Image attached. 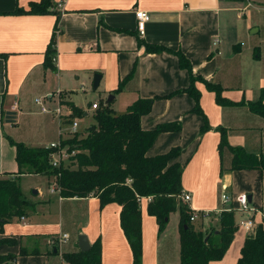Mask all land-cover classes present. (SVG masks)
Wrapping results in <instances>:
<instances>
[{"label":"crops","instance_id":"crops-1","mask_svg":"<svg viewBox=\"0 0 264 264\" xmlns=\"http://www.w3.org/2000/svg\"><path fill=\"white\" fill-rule=\"evenodd\" d=\"M29 1L0 0V175L17 170L15 149L7 137L31 146H49L70 131V126H63L64 121L80 116L72 112V106L81 109L80 114L85 117L91 115L86 127L90 126L95 110L90 104L97 100L89 101L84 109L83 100H77V89L85 95L92 89L89 98L100 96V91L109 96L127 78L110 100L111 108L117 99L126 108L137 98L165 94L188 85L189 74L179 65L176 55L167 51L149 52L137 43L135 10L150 13L141 39L179 48L189 59L193 73L218 82L222 94L232 101L256 100L264 87V0H253V4L252 0H53L56 14L14 10L17 6L26 8ZM253 10L255 28L250 33L255 32V37L248 36L245 26L233 28L236 24L230 20L232 13L238 20L247 11L245 21L250 28ZM54 30V66L45 67L43 58ZM134 61L136 70L127 77ZM95 72L100 79L93 89ZM196 86L209 127L200 130L202 116L190 111L194 99L187 92L155 99L151 109L140 117L141 126L152 128L158 122L179 119L181 129L161 131L146 153L159 154L177 144L180 146L178 156L171 162L181 164L182 191L189 194L185 202L193 210H209L206 218L199 216L203 229L218 221L216 210L228 204L235 208L233 196L243 191L249 196V213L258 224L264 208V169L230 168L233 154L227 146L220 149L219 143L223 128L229 144L264 155V116L253 112L245 103L217 104L214 92L202 81H196ZM36 97L49 109L59 104L63 120L59 122L51 110L39 109L46 113V120L48 113L52 117L28 138L16 132L17 120L23 114L18 108L27 100L34 98L35 101ZM6 110L14 114L6 115ZM222 189L230 196L227 203L220 199ZM53 191L57 210L52 221L28 218L29 212L25 209L15 226L10 219L3 222L0 238L15 241L0 242V254L15 253V264H61L60 252H46L52 248L46 238L52 234L66 233L68 237L71 234L68 246L69 250H75L78 249L77 235L82 233L90 243L100 239L101 264H132V252L118 220L119 204L110 202L101 207L95 195L62 197L58 190ZM35 192L40 194L38 189ZM28 199L31 201L28 207L34 213L38 212L37 208L43 216L46 209L51 212L50 198ZM140 204L141 264L179 262V218L171 225L167 222L158 231L156 219L146 212L145 200ZM240 213L244 216L246 212ZM245 235L246 232L241 244ZM235 239L236 231L231 243ZM20 246L27 252L18 254ZM229 246L223 257L208 264H220ZM34 247L39 251L28 253Z\"/></svg>","mask_w":264,"mask_h":264},{"label":"trees","instance_id":"trees-1","mask_svg":"<svg viewBox=\"0 0 264 264\" xmlns=\"http://www.w3.org/2000/svg\"><path fill=\"white\" fill-rule=\"evenodd\" d=\"M53 0H31L26 8L17 6L14 10L19 12L45 13L54 11ZM55 12V11H54ZM56 14V12H55ZM58 15V14H57ZM57 25V19L54 28ZM137 32V43L144 45L146 51H167L177 56L179 65L189 74L187 86L176 88L165 94L151 97L137 98L126 106L124 111L118 112L110 107V101L97 102L93 113V122L80 131H69L60 137L58 148L66 152L56 165L52 163L51 153L58 150L54 146L28 145L21 140L7 137L14 146V160L17 163L15 172L0 175V228L3 222L13 216L25 213V205H30L21 191L19 175L23 172L39 173L53 176V188L58 190L62 197L95 195L98 205L117 203L120 205L118 220L124 236H126L132 252V264H141L142 236H141V201L145 200L146 212L153 215L157 221L158 231L164 228L169 213L178 211L179 234V264H208L209 261L220 259L231 243L237 224L234 218V207H222L218 212L216 224L203 229L202 218L199 216L191 220L192 210L181 200V164L171 162L178 156L180 146L170 147L159 154L149 155L148 147L161 131H178L181 129L179 119L158 122L152 128H143L140 117L151 109V104L160 97H169L177 92H187L194 99L190 111L202 116L203 124L200 130L207 129L208 121L199 104L200 91L196 81H202L207 89L214 92V101L217 104L245 103L255 113L264 116V87L256 100L232 101L222 94V86L211 80H206L194 74L189 59L179 48H170L163 44L147 42ZM55 30L53 31L44 54V66L53 67L52 62L55 51ZM136 70V61L127 73L131 75ZM127 79V78H126ZM121 80L111 93L120 90L125 82ZM91 105V104H90ZM75 115H80L81 109L71 108ZM219 148L228 147L232 152L230 168L264 169V155L251 153L238 145H231L224 136V129L220 130ZM262 220L250 233H246L242 241L236 264H264V208ZM56 234L49 235L46 239ZM10 240L0 238V242ZM101 242L97 238L85 250H61L57 245L47 248L46 252H60L61 264H101ZM55 248V250H54ZM36 247L28 253H36ZM20 246L19 253H26ZM16 254L6 252L0 254V264H15Z\"/></svg>","mask_w":264,"mask_h":264},{"label":"rangeland","instance_id":"rangeland-1","mask_svg":"<svg viewBox=\"0 0 264 264\" xmlns=\"http://www.w3.org/2000/svg\"><path fill=\"white\" fill-rule=\"evenodd\" d=\"M236 1H240V0H236ZM252 4H253V0H252ZM239 8L237 9V12H238ZM249 15V12L246 11V15H242L240 14V18H238V20L235 18V15L234 13L231 14V18L230 20L232 22H234V27H241L243 28L244 26L247 28V31L249 32L248 33V36H253L255 37V32L254 33H250L252 29L255 28V23H254V10H253V13L250 15V23H251V26H249L250 28H248V25L247 22L245 21V18ZM90 91H88L89 94H86L85 93H82V90L81 89H77L76 93H78L77 95V100H80L82 99V103L84 104L83 108L85 109L86 106H89V101L91 100H97L98 102L101 100L102 102L105 101V99L108 97V93H101V95H96V97H91L89 98V96L91 95L90 92H92L93 90L92 89H89ZM112 94V93H111ZM92 96V95H91ZM46 104V102H45ZM48 104V103H47ZM114 105V108H116L118 110V112H121L123 110H125L126 108H124V106L120 103V101H118V99L114 102V103H111ZM21 108H18V109H22L23 111V114L20 115V117L18 118L19 120H17V124H16V132L18 133H22L25 137H32L34 134H36V130L43 126L46 121L48 122V120H50V118L52 117V113H48L47 116H48V120L45 119V114L46 113H43L41 112L39 109V105L34 101V98L31 99V100H27L24 104L22 103L21 104ZM64 108H66L65 106H63ZM64 110V109H63ZM90 111V110H89ZM55 117V116H54ZM91 118V115H89V117H85L84 115L80 114V116H78V118H76V122H77V128L79 129V131L83 128H85L87 126V123ZM55 119H57V117H55ZM56 124H58L57 121H55ZM70 123L71 121L67 120V121H64V124L63 126H70ZM14 133L15 136H17L18 134L17 133ZM42 140H45V139H42ZM58 140H55L53 142H56ZM52 143V142H51ZM19 183H20V186H21V191L24 193L25 197L28 199H36V198H50L52 200V203L50 204V207H51V212L48 211V209H46V215L43 216L42 215V210L41 209H38V212L33 211V209L31 207H28L29 205H25L24 208L27 210V212H29V217H36V218H47V220L49 221H52V216L55 215V211L57 210V206H56V203H55V194L56 192L53 191L54 189L52 188V184H53V176L50 175H44V174H39V173H34V174H25V175H19ZM38 189L40 191V194L35 192V190ZM222 192H225L223 189L221 190V193ZM227 193V192H225ZM263 193H264V186H263ZM236 195V194H235ZM234 195V196H235ZM234 196H233V199H234ZM182 200V199H181ZM183 201V200H182ZM185 202V201H184ZM237 203V202H236ZM235 210H234V218H235V223L237 224V229L235 230L236 231V239L230 244L229 246V252L226 254V256L222 259L221 263L220 264H236V259L237 257L239 256V253H240V240H241V237L243 236L244 232L242 230V228L238 225L239 221L241 219L244 218V216L242 215V213H240V210L237 208V205L235 204ZM45 208V207H44ZM227 208V207H226ZM32 210V212H31ZM178 211H172L169 213V217H168V223L171 225L172 222H177V217H178V214H177ZM242 212V211H241ZM33 213V214H32ZM244 213V212H243ZM32 214V215H30ZM10 221L11 223L13 224V226H15L16 222H18V216H13L10 218ZM166 222V223H167ZM216 224V223H215ZM217 225V224H216ZM206 229V228H204ZM74 234V233H73ZM71 234L70 236L68 237V241L67 243H63L61 244L60 248L62 250H65V251H69V246H68V243L72 240L71 238ZM76 237V235H75ZM29 246V245H28ZM29 248V247H28ZM148 251V250H147ZM150 251H148V254H149ZM219 260V259H218ZM179 264V262L176 260V263H172V264ZM214 264V263H213Z\"/></svg>","mask_w":264,"mask_h":264},{"label":"built area","instance_id":"built-area-1","mask_svg":"<svg viewBox=\"0 0 264 264\" xmlns=\"http://www.w3.org/2000/svg\"><path fill=\"white\" fill-rule=\"evenodd\" d=\"M59 5V4H58ZM135 17H136V23H135V27L137 28L138 32L140 35H142L143 31H144V24L145 22L149 19L150 17V13L147 10H135ZM35 102L38 103L40 105V109L41 111H52L53 114L55 116L58 117V121L61 122L62 119V110L59 104H57L56 106H54L53 108L49 109L46 108L45 105L42 102V99L40 97H36L35 98ZM97 105V102H92L91 103V107L95 108ZM77 130V122L75 119L71 120L70 123V131H75ZM50 146H54V147H59L60 142L56 141V142H52L49 144ZM66 157V152L63 151V149L58 148V150L55 152L51 153V158H52V163L53 164H57L59 163L61 158ZM180 197L183 201H187L189 199V194L187 192H183L180 194ZM220 199L221 201H223V203H227L229 202L230 196L229 194L222 192L220 195ZM234 200L237 202V208L242 211V212H246L244 214V218L241 219L238 223V225L246 232V233H250V231L253 230V228L257 225V223L255 222L253 216L250 215L249 211L251 210V206L249 203V200H247V194L245 191L243 192H239L234 196ZM216 210L217 214L220 211ZM209 215V210L206 209H201V210H192V213L190 215L191 220H195L196 217L200 216L202 218H206ZM21 217H23V215H21ZM68 235L66 233H60V234H56V236L49 238L48 240V245L49 246H53V245H57L58 247L65 242L68 238Z\"/></svg>","mask_w":264,"mask_h":264},{"label":"water","instance_id":"water-1","mask_svg":"<svg viewBox=\"0 0 264 264\" xmlns=\"http://www.w3.org/2000/svg\"><path fill=\"white\" fill-rule=\"evenodd\" d=\"M100 75H99V73L98 72H95L94 74H93V81H92V88L93 89H95L96 87H97V85H98V83H99V79H100V77H99ZM113 97V94L111 95H109L106 99H105V103H107V102H109L110 100H111V98ZM6 112V115H13L14 114V112L13 111H11V110H6L5 111ZM8 120V119H7ZM90 127H94V126H90ZM247 199L249 200V196H247ZM250 201V200H249ZM230 205L228 204V206H227V208L229 207ZM77 238H78V249L79 250H82V251H85V250H87L89 247H90V242H89V239H88V237L85 235V234H82V233H80V234H78L77 235ZM54 250H55V248H54Z\"/></svg>","mask_w":264,"mask_h":264}]
</instances>
